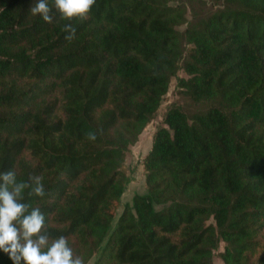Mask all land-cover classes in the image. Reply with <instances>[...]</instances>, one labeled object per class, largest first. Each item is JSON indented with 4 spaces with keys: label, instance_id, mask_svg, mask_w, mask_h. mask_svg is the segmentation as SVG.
Segmentation results:
<instances>
[{
    "label": "trees",
    "instance_id": "obj_1",
    "mask_svg": "<svg viewBox=\"0 0 264 264\" xmlns=\"http://www.w3.org/2000/svg\"><path fill=\"white\" fill-rule=\"evenodd\" d=\"M36 2L0 0V172L43 177L25 199L50 237L85 264H264V0H96L71 21L48 0L51 24ZM173 78L182 103L141 160L145 196L112 226Z\"/></svg>",
    "mask_w": 264,
    "mask_h": 264
},
{
    "label": "clouds",
    "instance_id": "obj_2",
    "mask_svg": "<svg viewBox=\"0 0 264 264\" xmlns=\"http://www.w3.org/2000/svg\"><path fill=\"white\" fill-rule=\"evenodd\" d=\"M96 0H54L55 10L61 19L86 20ZM53 9L48 0H37L30 8L33 16L39 15L51 24ZM68 33L65 40L72 41L76 29L68 23L64 26ZM90 141L96 140L95 133H89ZM41 175L29 177L27 182L18 181L15 169L0 172V251L6 254L12 264H85L76 255L64 236L51 238L45 224V216L38 207H33L25 199L45 195Z\"/></svg>",
    "mask_w": 264,
    "mask_h": 264
},
{
    "label": "rangeland",
    "instance_id": "obj_3",
    "mask_svg": "<svg viewBox=\"0 0 264 264\" xmlns=\"http://www.w3.org/2000/svg\"><path fill=\"white\" fill-rule=\"evenodd\" d=\"M184 27L185 25L181 26V28L179 29L182 30L184 29ZM177 76L179 78H187V76L181 70L177 72ZM175 84V78L171 79L169 90L165 95L164 99L162 100L153 119L143 129L137 139V142L129 148V152L127 153L123 170L125 174L127 176H130L131 178L126 186L123 196L121 197L120 204L115 211V217L111 224L112 226L115 224L116 218L121 213L123 206L125 204H131V200L134 195H139L143 197L145 196L146 191L144 185V175L140 163L151 147L153 135L156 129L161 124L163 114L172 104L182 103V99L180 98L179 94H177ZM221 250V247H219L218 252ZM216 253L217 252H215L213 256L212 264H222ZM89 264H91V262Z\"/></svg>",
    "mask_w": 264,
    "mask_h": 264
}]
</instances>
